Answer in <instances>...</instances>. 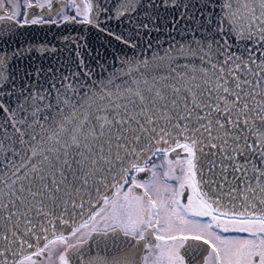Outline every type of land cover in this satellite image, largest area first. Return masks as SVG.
<instances>
[{"label":"snow or ice","instance_id":"snow-or-ice-1","mask_svg":"<svg viewBox=\"0 0 264 264\" xmlns=\"http://www.w3.org/2000/svg\"><path fill=\"white\" fill-rule=\"evenodd\" d=\"M4 21L0 264H264V0H0ZM45 23L116 47L21 67L14 26Z\"/></svg>","mask_w":264,"mask_h":264},{"label":"water","instance_id":"water-1","mask_svg":"<svg viewBox=\"0 0 264 264\" xmlns=\"http://www.w3.org/2000/svg\"><path fill=\"white\" fill-rule=\"evenodd\" d=\"M107 7L112 8L117 0H103ZM105 14L101 17L102 26L111 29L114 32H123L125 35H131V29L135 27L133 23H129L127 18L122 21L115 19L108 20ZM135 16V14H132ZM142 19V17H141ZM8 22H0V28H6ZM65 37H71L72 40H65ZM155 33H153V38ZM110 37L84 24L62 23L42 25H25L24 27L14 26L13 47L19 45L29 50V59L21 67H38L47 68L50 65L55 66L57 62L70 63L76 58V53H81L89 66L95 68L96 62L92 59L98 55V59H103L106 54L111 53L116 42L109 43ZM163 39V37H162ZM167 46V45H165ZM56 49L52 52L51 49Z\"/></svg>","mask_w":264,"mask_h":264},{"label":"flooded vegetation","instance_id":"flooded-vegetation-1","mask_svg":"<svg viewBox=\"0 0 264 264\" xmlns=\"http://www.w3.org/2000/svg\"><path fill=\"white\" fill-rule=\"evenodd\" d=\"M6 2H7V0H6ZM54 8L56 10H59L60 4L58 2H54ZM7 10H8V8L6 7L5 8V12H7ZM21 11L23 12L24 9H21ZM46 13H47V10L46 9L43 10V14H44V19L45 20H49V19H57V20H59L60 19V17L56 16L55 13H53L52 16H48ZM41 14H42V11L40 9L29 10V19L38 18ZM69 14H74V13L69 12ZM4 22H7V21H4ZM28 25H31V24H28ZM175 155H176L175 153L171 154L170 158H175ZM157 162H159V161H157ZM163 171H164V169H158V172L161 174L160 175V179L161 180L163 179V176H162ZM149 176H150L149 173H140V174H138L137 178L141 179V180H144V179H148ZM169 182L175 184V181H169ZM186 195H187V193H186ZM101 255H109L110 256L111 253H106V252L102 251Z\"/></svg>","mask_w":264,"mask_h":264}]
</instances>
